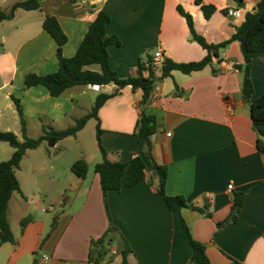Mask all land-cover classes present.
<instances>
[{
    "label": "crops",
    "instance_id": "1",
    "mask_svg": "<svg viewBox=\"0 0 264 264\" xmlns=\"http://www.w3.org/2000/svg\"><path fill=\"white\" fill-rule=\"evenodd\" d=\"M203 1L217 7L210 19L195 0H105L99 4L45 0L40 10H19L13 20L0 25V91L6 90L11 116L20 122L14 96L20 100L26 119L42 121L41 130L45 124L63 130L92 110L98 94L116 90L114 85L101 86L97 91L78 86L55 98L44 86L25 88L26 74H50L59 67L57 43L43 27L46 16L58 19L68 36L63 54L71 58L99 11L109 14L107 33L122 43L109 47L110 65L121 78H128L136 75L143 51L151 50V56L162 53L176 63L198 62L207 56V50L190 41L187 21L177 11L179 5L193 16L196 31L208 43L218 45L233 37L246 12L232 18L222 11L241 9L234 0ZM257 1L247 0L246 5L255 6ZM5 2L0 0V8L9 11L14 3L4 8L1 5ZM242 65L240 44L233 42L220 51L212 66L189 75L173 72L155 87L146 106H142L141 90H120L99 112L102 145L113 162L141 156L148 170L145 179L132 187L109 191L107 211L100 176L95 171L92 174L102 154L97 141L98 121L90 120L95 124L100 156L93 163L84 156L76 159L84 157L89 164L86 178L73 173L76 160L69 169L52 163L39 171L30 166V180L41 181L50 190L58 186L54 201L65 214L51 229L42 216L52 212L51 207L41 208L37 214L23 216L20 224L27 217H32V222L16 232L10 219L12 203L20 194L15 193L9 219L16 243L0 247V264H94L89 260L91 242L107 233L110 219L117 230L109 236L112 243L105 248L104 264H122L123 240L132 250L127 257L130 264H196L191 262L193 247L184 236L181 217L194 239L206 246L212 264H231L232 260L264 264V154L257 147L250 105L243 99V72L236 68ZM251 78L253 99L263 96L264 59L254 60ZM143 111L157 119L153 157L167 167V195L187 200L189 207L181 213L169 209L157 191V181L151 184L153 162L145 152V143L135 135ZM6 118L0 110V130ZM85 129L53 148L78 139ZM236 193H245L243 208L235 222L218 228L230 218Z\"/></svg>",
    "mask_w": 264,
    "mask_h": 264
},
{
    "label": "trees",
    "instance_id": "2",
    "mask_svg": "<svg viewBox=\"0 0 264 264\" xmlns=\"http://www.w3.org/2000/svg\"><path fill=\"white\" fill-rule=\"evenodd\" d=\"M44 1L21 0L14 3L9 11L0 8V25L3 22L13 20L19 10H40ZM234 1L238 8H247V0ZM195 3L201 7L206 19H210L217 11V7L205 4L203 0H195ZM254 8L255 11L246 12L244 23L237 29L230 40L214 45L208 43L196 31L193 16L179 5L177 11L187 21L190 30V41L198 43L207 50V56L201 61L190 63H176L172 59L165 58L160 71L157 72L152 65L153 56L147 54V58L144 59L141 55L146 51H143L138 58L136 75L128 78H121L110 65L109 47L113 45L122 46V43L117 36H110L107 33V25L111 21L109 14L103 10L99 11L96 19L89 26L76 54L71 58H66L63 54V48L68 42V36L58 19L54 16H46L43 27L57 43L56 57L59 67L56 72L50 74H26L24 77L25 88L30 89L44 86L50 95L55 98L61 97L66 91L78 86L114 85L116 86V90L110 94H98L92 110L83 117L76 119L75 124L71 127L58 130L51 125H43L42 135L38 138H31L27 135V119L24 115L23 107L20 100L12 96L19 114L23 140L19 139L14 132L0 130V142H5L15 149L9 160L0 163V247L6 243H16L9 219V206L13 195L15 193H22L17 172L21 168L22 161L28 151L37 150L44 142L53 147L66 138L76 137L90 120L96 119L98 121L97 141L102 154V161L95 165L94 171L100 176L105 206L107 211H109L107 202L108 192L119 191L124 186H134L145 179L148 170L144 159L139 155H133L127 162H113L108 159L107 151L103 147L101 140L102 130L99 122L101 108L108 100L117 96L120 90L127 87H131L133 91L141 90L143 94L142 106H146L153 97L155 87L165 79L172 77L173 72L178 71L189 75L202 71L212 66L213 60L219 58L220 51L227 48L233 42L240 44L244 57V65L236 68L243 72V99L250 105L253 128L258 135L257 147L264 154V95L253 99L254 84L251 78L254 60L264 59V0H258ZM222 13L228 16L229 10H223ZM156 132V117L143 111L135 135L145 143V152L153 162V176L150 177L151 184L152 181H157V191L169 209L173 212L181 213L183 209L189 207L187 200L181 196L167 195V167L158 164L153 157L152 137ZM72 171L77 177L84 179L89 173V164L84 158H80L72 165ZM233 199L230 218L218 224V228L236 221L245 202V193H236ZM207 216L211 217V214L208 213ZM110 221L111 225L107 233L100 239L91 242L89 260L94 264L105 263V254H107L105 248L112 243V239L109 236L117 230L112 224L111 219ZM181 221L184 236L193 247L191 262L196 264H212L208 257L206 246L194 239L190 227L183 217H181ZM30 222H32V217L23 219L21 221V228H25ZM131 252L132 250L128 242L123 240V249L121 251L122 264H130L127 257ZM231 264L242 263L232 260Z\"/></svg>",
    "mask_w": 264,
    "mask_h": 264
},
{
    "label": "rangeland",
    "instance_id": "3",
    "mask_svg": "<svg viewBox=\"0 0 264 264\" xmlns=\"http://www.w3.org/2000/svg\"><path fill=\"white\" fill-rule=\"evenodd\" d=\"M2 1L3 0H1V2ZM17 1L19 0H6L4 4L1 3V6L9 8L11 4ZM1 50L2 46H0V51ZM150 52L152 51L148 50L144 54L141 53L142 58H147V54ZM6 101L8 102L10 100L6 98V90H2L0 91V110L7 115L6 121L2 123V128L4 129H2V131H15L17 133H14L17 136L19 134V139L23 140L19 119H14V117L11 116L9 109L6 107ZM41 123L42 121L37 117L27 119V135L31 138H38L41 136ZM7 128H9V130H6ZM14 150L15 149L9 144L0 142V163L9 160ZM79 156L86 157L91 163L95 161L96 156H100L96 143L94 122L91 124L89 121L86 125V129L78 136V139H70L68 142L63 143L60 149H55L44 142L37 150L29 152L28 156L24 159L22 172H18V178L23 187V194H16V200H14L10 208V219L12 227L16 232L21 228L20 220L23 216L30 213L37 214L41 208H54L52 212L47 211L42 213V216L48 221L51 229L56 226L58 217H61L66 212L60 207L57 201H54L58 186L54 188L51 187L52 189L50 190L49 185H43L41 181L35 179L30 180L28 177L29 175L32 176L30 174V166L35 165L39 171L40 167L44 164L52 163L58 166H68L69 169L70 164ZM93 173L94 170L92 169V174ZM24 197H26V199Z\"/></svg>",
    "mask_w": 264,
    "mask_h": 264
},
{
    "label": "built area",
    "instance_id": "4",
    "mask_svg": "<svg viewBox=\"0 0 264 264\" xmlns=\"http://www.w3.org/2000/svg\"><path fill=\"white\" fill-rule=\"evenodd\" d=\"M78 2H81V3H86V2H89V3H92V4H99L101 2H104L105 0H77ZM245 11L247 12L248 10L247 9H230L229 10V13H228V16L229 17H232V18H240L242 16V12ZM165 58L164 56L162 55V53H159L155 56H153V60H152V65L154 67V69L158 72L160 71L162 65H163V62H164ZM90 90H93V91H97L99 90V88L101 86H97V85H89L88 86ZM170 136V134H169ZM232 189H230L231 191ZM51 211L54 210L53 207L50 208ZM46 260L48 259L47 256L44 257Z\"/></svg>",
    "mask_w": 264,
    "mask_h": 264
},
{
    "label": "water",
    "instance_id": "5",
    "mask_svg": "<svg viewBox=\"0 0 264 264\" xmlns=\"http://www.w3.org/2000/svg\"><path fill=\"white\" fill-rule=\"evenodd\" d=\"M248 11H255V8H254V6L253 5H249V6H247V8H246ZM155 175V174H154Z\"/></svg>",
    "mask_w": 264,
    "mask_h": 264
}]
</instances>
